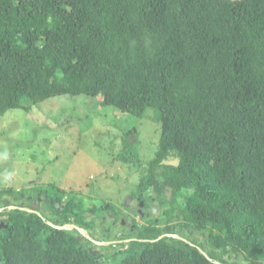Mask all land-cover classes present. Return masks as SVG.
Listing matches in <instances>:
<instances>
[{
    "label": "trees",
    "instance_id": "1",
    "mask_svg": "<svg viewBox=\"0 0 264 264\" xmlns=\"http://www.w3.org/2000/svg\"><path fill=\"white\" fill-rule=\"evenodd\" d=\"M58 96L155 112L159 143L134 198L161 213L143 211L113 239L133 240L101 261L76 230L47 223L109 240L102 217L123 216L112 203L36 186L47 217L8 210L3 197L24 191L6 189L0 264H264V0H0V117ZM136 134L117 155L129 167Z\"/></svg>",
    "mask_w": 264,
    "mask_h": 264
},
{
    "label": "rangeland",
    "instance_id": "2",
    "mask_svg": "<svg viewBox=\"0 0 264 264\" xmlns=\"http://www.w3.org/2000/svg\"><path fill=\"white\" fill-rule=\"evenodd\" d=\"M98 101V98L84 96H58L29 111L10 110L0 117V189L17 192L23 189L27 196L38 193V188L27 191L34 185L52 193L53 189L47 186L52 184L73 190L67 193L69 202H85L86 207L112 203L123 216L116 222L110 214L102 217L103 227L111 238L102 242H108L115 236L129 235L133 222L144 223L145 216L140 219L135 215L138 202L131 197L134 198L139 184L138 174L155 156L160 125L154 120L153 110H148L139 120L115 112L111 107L102 109ZM132 129L137 132L136 137L131 138L136 141L131 142L136 144L138 157L131 159L129 167L120 162L117 155L123 146L122 134ZM137 160L141 164L139 170L133 167ZM3 198L10 201L11 207L18 208V202ZM140 210L148 211L151 217H159L161 213L157 203L150 210L145 211L143 207ZM95 237L99 238V234ZM129 242H117L118 246L113 249L108 245L95 250L104 255L101 261H105L111 259V255L105 254L124 250Z\"/></svg>",
    "mask_w": 264,
    "mask_h": 264
},
{
    "label": "flooded vegetation",
    "instance_id": "3",
    "mask_svg": "<svg viewBox=\"0 0 264 264\" xmlns=\"http://www.w3.org/2000/svg\"><path fill=\"white\" fill-rule=\"evenodd\" d=\"M35 185L34 186H30L28 189V191H33L35 189ZM3 191V189H0V192ZM60 191H66V192H70L65 190V188L63 187H56L55 189H53V192L58 194ZM73 191V190H72ZM20 193V192H19ZM131 200H135L138 202L137 204V213L139 212V208L141 209L143 207V203L141 206V201L139 198H133L131 197ZM11 202H18L19 204H17V207H21L22 209L26 208L27 210L30 209L36 213L39 214H44L45 216H49V212L45 209V205L48 204V202H51L46 196L43 197L41 193H36L33 192L31 194H28L27 196H23L22 194H18L17 199L15 197H10ZM59 199V198H58ZM64 199V200H63ZM63 202H69V200L67 198H63ZM130 200V201H131ZM3 202H10L9 200L3 201ZM23 202V203H22ZM25 202V203H24ZM62 202V201H61ZM58 206V205H56ZM20 209V208H19ZM139 214V213H138ZM100 229V227L98 228V230ZM106 232H108L105 229Z\"/></svg>",
    "mask_w": 264,
    "mask_h": 264
},
{
    "label": "water",
    "instance_id": "4",
    "mask_svg": "<svg viewBox=\"0 0 264 264\" xmlns=\"http://www.w3.org/2000/svg\"><path fill=\"white\" fill-rule=\"evenodd\" d=\"M127 201L125 202V205L127 206ZM141 206H142V203H141ZM139 215L141 217H143V214H142V211L139 210ZM50 227L54 228V229H57V230H76L82 237H84L85 239L89 240L90 242H92L93 244H95L96 246H101V245H108L109 243H104V244H100V243H97L95 242L92 238H90V236L84 231V230H81L79 228H77L75 225L73 224H69V225H63V226H54L53 224H51L50 222L47 223ZM2 227V225L0 226ZM164 237H168V238H174L176 240H182V238H180L179 236L177 235H167V236H161L159 237V240L164 238ZM111 244V243H110ZM93 255H96V252H92Z\"/></svg>",
    "mask_w": 264,
    "mask_h": 264
},
{
    "label": "clouds",
    "instance_id": "5",
    "mask_svg": "<svg viewBox=\"0 0 264 264\" xmlns=\"http://www.w3.org/2000/svg\"><path fill=\"white\" fill-rule=\"evenodd\" d=\"M32 107H36V106H32ZM32 109V108H31ZM38 186H40V185H38ZM10 189V188H9ZM6 190V189H5ZM23 191V189H21V191H15L16 193H21ZM3 199H5V198H3ZM8 203H10V202H4L3 204H5V205H7ZM1 206V205H0ZM0 208H2V207H0ZM13 209H16V208H14V207H11V206H9V208H8V210H13ZM21 210H24V211H27V212H29V213H36V212H34V211H32V210H30V209H26V208H24V209H22V208H20ZM140 210V209H139ZM2 211V209H0V212ZM142 211V210H141ZM36 214H38V215H40L39 213H36ZM142 214H143V217H144V213L142 212ZM143 217H139L140 219H142ZM3 218L4 217H2V218H0V226L2 225V227H0V229L1 228H6L5 226H4V223L2 222V220H3ZM104 222V221H103ZM142 224H144V223H142ZM66 225H69V224H66ZM141 225V224H140ZM82 230V229H81ZM69 231H71V230H69ZM89 235V234H88ZM84 238V237H83ZM95 242H97V243H100V244H104V243H109L108 245L110 246H115V245H118V244H116L117 242H124V241H131V240H133V239H127V240H124V241H108V242H102V241H98V240H96V238L94 239V238H92ZM87 240V239H86ZM89 241V240H88ZM90 242V241H89ZM92 243V242H91ZM111 243V244H110ZM93 244V243H92ZM94 246H95V248L97 249V248H100L101 246H104V245H101V246H96L95 244H93ZM107 244L105 245V246H108ZM91 252H96V254L97 253H99L97 250H92Z\"/></svg>",
    "mask_w": 264,
    "mask_h": 264
},
{
    "label": "crops",
    "instance_id": "6",
    "mask_svg": "<svg viewBox=\"0 0 264 264\" xmlns=\"http://www.w3.org/2000/svg\"><path fill=\"white\" fill-rule=\"evenodd\" d=\"M29 190V189H28Z\"/></svg>",
    "mask_w": 264,
    "mask_h": 264
}]
</instances>
